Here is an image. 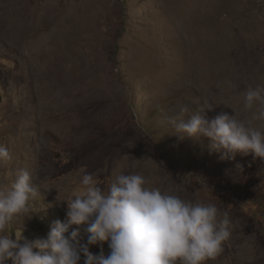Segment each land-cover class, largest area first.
<instances>
[{"label":"rangeland","instance_id":"rangeland-1","mask_svg":"<svg viewBox=\"0 0 264 264\" xmlns=\"http://www.w3.org/2000/svg\"><path fill=\"white\" fill-rule=\"evenodd\" d=\"M217 1L0 0V144L13 156L0 188L27 168L42 197L10 234L31 240L64 220L56 199L81 190L85 171L105 189L118 172H138L229 213L232 240L208 264H264V161H221L207 139L180 140L167 123L184 106H215L203 112L210 120L230 105L247 118L242 93L264 85V0H237L244 32L224 38L211 31L223 29Z\"/></svg>","mask_w":264,"mask_h":264},{"label":"clouds","instance_id":"clouds-1","mask_svg":"<svg viewBox=\"0 0 264 264\" xmlns=\"http://www.w3.org/2000/svg\"><path fill=\"white\" fill-rule=\"evenodd\" d=\"M242 96L247 118L230 105L232 114L221 111L210 120L203 112L215 106L191 114L184 106L167 123L180 140L207 139L221 161H234L238 154L264 161V85L248 86ZM12 159L0 144V166ZM235 168L243 171L239 162ZM80 185L70 199H56L66 206L64 220L29 240L9 228L21 217L31 218V204L42 197L32 173L18 169L11 185L0 188V264H208L222 254L234 231L229 213L216 204L163 191L138 172H118L105 189L85 171ZM92 246L100 250L94 253Z\"/></svg>","mask_w":264,"mask_h":264},{"label":"bare ground","instance_id":"bare-ground-1","mask_svg":"<svg viewBox=\"0 0 264 264\" xmlns=\"http://www.w3.org/2000/svg\"><path fill=\"white\" fill-rule=\"evenodd\" d=\"M19 1V0H18ZM17 2V0H16ZM236 4H237V0H218L217 1V4H216V8L213 9V19L217 22V26L218 27H222L223 26V29H218L216 31V29L214 30H211L213 31L214 33H218L219 35H222V37L224 38L225 34H227V31L229 30L230 33H233L235 35H242L244 32L242 26H244L243 22L240 24L241 21H238V16H239V10L237 9L236 7ZM19 5V4H18ZM21 14V13H20ZM19 14V15H20ZM23 15V14H22ZM21 15V16H22ZM209 16V15H208ZM217 18L219 20H217ZM215 25V26H216ZM236 28H239L241 32H239ZM245 28V27H244ZM212 29V28H211ZM217 34V35H218ZM218 35V37H219ZM212 45L213 43L209 40L208 41V44L204 43L202 46H201V57H203L204 55L208 54V53H211V51H209L211 48H212ZM248 46L250 47V45L248 44ZM250 49V48H248ZM219 55V54H218ZM217 57V56H216ZM218 59V58H217ZM53 127V126H52ZM57 127V125L55 126ZM233 235V234H232ZM236 236V235H234ZM233 236V237H234ZM234 240L235 237L233 238ZM232 240V238H231ZM230 243V241H229ZM244 243V242H243ZM242 244V243H240ZM245 245V244H244ZM247 245V244H246ZM251 245V244H250ZM249 245V246H250ZM242 246V245H241ZM243 247V246H242ZM245 248V247H244ZM243 248V249H244ZM248 248V247H247ZM240 249V248H239ZM246 249V248H245ZM239 251V250H238ZM241 251V250H240ZM251 253H252V250H250ZM249 251V252H250ZM243 252V251H242ZM247 252V251H245ZM244 253V252H243ZM241 255V254H240ZM253 255V254H252ZM239 256V254H238ZM242 256V255H241ZM245 256V255H244ZM243 257V256H242ZM238 258V257H237ZM246 258V257H245ZM249 258V256H248ZM240 259V258H239ZM243 260V259H242Z\"/></svg>","mask_w":264,"mask_h":264}]
</instances>
